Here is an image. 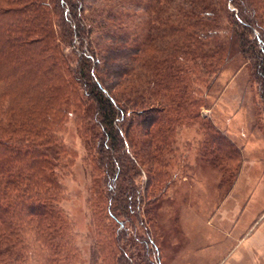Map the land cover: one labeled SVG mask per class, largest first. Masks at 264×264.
<instances>
[{
	"label": "trees",
	"instance_id": "16d2710c",
	"mask_svg": "<svg viewBox=\"0 0 264 264\" xmlns=\"http://www.w3.org/2000/svg\"><path fill=\"white\" fill-rule=\"evenodd\" d=\"M65 47L78 54L70 80L62 77ZM0 59L25 79L21 93L34 89L43 105L59 104L75 86L93 102L105 186L99 197L115 229L94 233L91 257L144 264L148 244L161 247L166 134L176 118L197 117L196 85L239 59L259 79L264 100V0H0ZM17 139L0 133V152L9 153L0 156V264H23L26 227L40 235L49 264H70L74 254L61 252L71 242L57 206V158ZM210 141L237 155L224 137ZM134 239L147 245L136 262L125 253Z\"/></svg>",
	"mask_w": 264,
	"mask_h": 264
},
{
	"label": "rangeland",
	"instance_id": "374dc122",
	"mask_svg": "<svg viewBox=\"0 0 264 264\" xmlns=\"http://www.w3.org/2000/svg\"><path fill=\"white\" fill-rule=\"evenodd\" d=\"M62 52L67 67L62 77L70 80L67 69L75 65L78 54L70 47ZM20 76L15 67L0 59V133L5 140L15 133L17 140L32 141L46 149L49 158H57V206L67 224L65 239L71 242L62 245L61 252L75 256L69 257V263L112 264L91 257L94 233L101 230L103 235L113 236L115 229V222L106 214L105 199L99 197L105 186L101 187L104 175L96 154L99 128L94 104L75 86L59 104L43 105L34 89L26 96L21 93L26 82ZM195 91L202 104L197 107V117L176 118L173 133L166 134V184L158 221L161 247L149 243V260L144 264H264V100L260 81L244 62L234 59L210 76L207 84L198 83ZM39 137L45 144L33 142ZM217 137L232 143L237 155L224 143L225 150L217 151L210 141ZM53 144L59 146L56 154ZM8 154L0 152L1 157ZM19 161L17 168L25 163ZM139 179L145 181V175ZM24 239L23 264H49L50 252L37 231L26 227ZM145 239L150 238L145 235ZM141 245L147 247L137 239L127 244L130 261L147 257Z\"/></svg>",
	"mask_w": 264,
	"mask_h": 264
}]
</instances>
